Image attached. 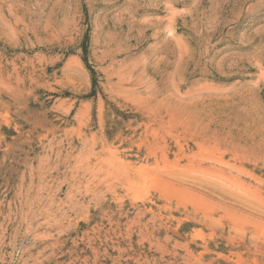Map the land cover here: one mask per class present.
Masks as SVG:
<instances>
[{"label": "rangeland", "instance_id": "374dc122", "mask_svg": "<svg viewBox=\"0 0 264 264\" xmlns=\"http://www.w3.org/2000/svg\"><path fill=\"white\" fill-rule=\"evenodd\" d=\"M0 264H264V0H0Z\"/></svg>", "mask_w": 264, "mask_h": 264}, {"label": "bare ground", "instance_id": "6f19581e", "mask_svg": "<svg viewBox=\"0 0 264 264\" xmlns=\"http://www.w3.org/2000/svg\"><path fill=\"white\" fill-rule=\"evenodd\" d=\"M135 187V186H134Z\"/></svg>", "mask_w": 264, "mask_h": 264}]
</instances>
